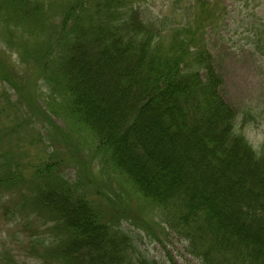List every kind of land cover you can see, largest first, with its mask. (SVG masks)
Masks as SVG:
<instances>
[{
  "label": "trees",
  "instance_id": "1",
  "mask_svg": "<svg viewBox=\"0 0 264 264\" xmlns=\"http://www.w3.org/2000/svg\"><path fill=\"white\" fill-rule=\"evenodd\" d=\"M137 5L0 0V81L16 92L5 94L13 116L0 113V206L30 230L25 253L38 264H156L130 252L124 220L157 240L154 228L174 232L202 264H264V144L236 131L206 38L228 4L198 0L169 27ZM23 129L33 153L8 142ZM53 130L89 135L114 200L93 196L105 192L94 161L56 155ZM68 163L77 178L62 173Z\"/></svg>",
  "mask_w": 264,
  "mask_h": 264
},
{
  "label": "rangeland",
  "instance_id": "2",
  "mask_svg": "<svg viewBox=\"0 0 264 264\" xmlns=\"http://www.w3.org/2000/svg\"><path fill=\"white\" fill-rule=\"evenodd\" d=\"M225 1L228 4L225 15L218 20L215 27L207 28V44L215 56L217 71L223 78L222 95L236 110V131L243 133L254 149L260 151L264 144V0H237L235 3ZM197 8L198 0H138L137 5V10L145 20L155 23L162 21L166 27L186 23L188 16ZM4 50L5 48L0 49V52L6 54L7 51ZM8 54L17 60L16 52L8 50ZM16 71L21 70L19 68ZM5 94L12 98L16 96L15 90L9 84L0 81V113L4 111L1 115L10 113L13 116ZM54 120L65 125L63 120ZM43 129L42 132L46 134L47 130ZM53 132L55 133L54 130ZM55 135L59 138L56 155L66 158L73 157L71 154H74L94 161L90 166L94 171L96 190L105 192L93 196L103 203L114 200L115 197L105 187L98 158L92 160L88 157L92 151L84 145L89 144V135L84 131H71L64 138L60 132ZM20 137L23 138L24 149L30 148L32 153L37 150L35 145L29 144V137L24 129L7 139L9 143L16 144ZM8 142L4 149L8 148ZM67 165L62 166V173L68 178H77L75 166L69 163ZM94 175L103 183L98 182ZM16 201L17 195L13 196V200L5 198L3 204L13 206L9 203ZM131 203L136 209L135 203ZM5 207L6 205L0 206V255L8 259L16 256L19 264H38L35 258L28 257L25 253L30 230L17 227ZM5 212L7 213L2 215ZM122 228L133 239L130 252L135 258H147L156 264H202L198 258L187 252L188 243L170 230L165 232L154 228V232L160 234V240H157L149 231L128 221L122 222Z\"/></svg>",
  "mask_w": 264,
  "mask_h": 264
}]
</instances>
